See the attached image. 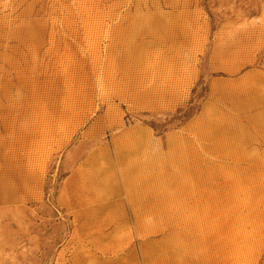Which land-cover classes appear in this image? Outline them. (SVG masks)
<instances>
[{
	"label": "rangeland",
	"instance_id": "obj_1",
	"mask_svg": "<svg viewBox=\"0 0 264 264\" xmlns=\"http://www.w3.org/2000/svg\"><path fill=\"white\" fill-rule=\"evenodd\" d=\"M0 264H264V0H0Z\"/></svg>",
	"mask_w": 264,
	"mask_h": 264
}]
</instances>
